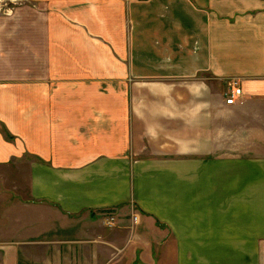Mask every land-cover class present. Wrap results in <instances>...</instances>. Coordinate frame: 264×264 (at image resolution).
Segmentation results:
<instances>
[{
  "label": "crops",
  "instance_id": "1",
  "mask_svg": "<svg viewBox=\"0 0 264 264\" xmlns=\"http://www.w3.org/2000/svg\"><path fill=\"white\" fill-rule=\"evenodd\" d=\"M29 1L0 13V193L27 190L0 264H114L122 242L133 263L264 264V0ZM86 5L125 28L123 60L84 62Z\"/></svg>",
  "mask_w": 264,
  "mask_h": 264
},
{
  "label": "rangeland",
  "instance_id": "2",
  "mask_svg": "<svg viewBox=\"0 0 264 264\" xmlns=\"http://www.w3.org/2000/svg\"><path fill=\"white\" fill-rule=\"evenodd\" d=\"M32 2H30L29 0H0V13H4V14H13L14 12L19 11V8H24V7H29L31 6H36V5H32L30 4ZM91 7H95V5H89V6H83L80 9V12L77 13V16H81L82 17V22L79 24H82V26H80L76 21L72 20V24L74 26H78L76 28H82L83 30L87 31L88 28L92 27V30L94 32L97 33L96 38L99 40L100 45L98 46V48L94 47V48H90L88 45V36H84V38L82 39V41L80 42L81 45H83V49H82V57L84 58V62L86 63H90V62H97L96 60H100V56L102 55V60L106 59L108 56H110L111 54L109 53L108 50L111 49V51L118 57V60H123L124 59V35H122V33L124 32L125 28L116 25V21H110V20H106V22H100L99 20H97V18L93 17L92 11L95 12V10L90 9ZM71 23V22H70ZM119 23V22H118ZM94 24V25H93ZM100 26V27H99ZM128 31L126 32V41L128 43ZM5 188L9 189L8 191H5L4 194L5 195H1L0 193V211L2 212V210L7 209L9 210V218L11 219V212H12V204L14 205L16 201H21L22 199H26L27 198V190L23 191L22 193H26L25 196H14L11 193L12 190V181H7L5 182ZM1 191V190H0ZM3 194V193H2ZM15 209V208H14ZM54 216H56V214H54ZM58 217V216H56ZM61 219H57L56 221L54 220V225L55 226H61ZM86 223H91L92 221L90 218H88V220H85ZM6 225V224H3ZM6 227V226H5ZM61 228H54L53 233L54 235L59 234V236H54L52 238H50V240L55 241H59L60 239H75L76 235L74 234H70L72 233V231H67V234H70L69 236L66 234H62V229ZM75 231V230H74ZM90 231V233L92 235H99L101 234V232L94 230V229H90L88 230ZM131 229H126L123 231V237L125 238L127 235L128 240L131 239L132 237V233H131ZM93 236L90 237L89 239V244L85 247V253L86 254H92L93 252H95V247H94V242L97 243V239H99L101 241L100 237H96V238H92ZM13 231L11 227L8 228H0V241L3 240H9V239H13ZM146 241L150 243V245H148L147 247V251L150 252V254H156V248L158 247L156 244V241L152 239L151 235H148L146 237ZM145 246V245H144ZM53 247V246H52ZM119 250H117V254H119L120 257L119 260L116 261V263L114 262V264H141V263H133L130 262V257L132 256V254L134 253H145V251H139L140 246L139 245H131V248L128 251H125L124 249V243H120L119 245ZM146 247V246H145ZM53 248H55L56 251H58L59 246H54ZM139 248V249H138ZM146 249V248H144ZM137 250V251H136ZM53 251V250H52ZM63 252H65V250H62ZM71 251V250H70ZM73 252V250H72ZM99 253H104L106 254V252L104 251H99ZM123 252V253H122ZM44 253V251H43ZM126 255L128 258H124L121 257L123 255ZM37 255H40V253H37ZM167 257H171L170 254L167 255ZM90 264H108L109 260H103V261H97V260H93V261H89ZM143 264H160V262L153 260V261H149L146 260V262H143ZM165 264H172L171 260H166Z\"/></svg>",
  "mask_w": 264,
  "mask_h": 264
},
{
  "label": "built area",
  "instance_id": "3",
  "mask_svg": "<svg viewBox=\"0 0 264 264\" xmlns=\"http://www.w3.org/2000/svg\"><path fill=\"white\" fill-rule=\"evenodd\" d=\"M1 12V10H0ZM242 97V88L239 86L236 80L229 81L227 83V91L225 94V102L227 105H235L239 99ZM134 222L138 221V216L133 217ZM108 228H113L115 226V219L109 218L105 221Z\"/></svg>",
  "mask_w": 264,
  "mask_h": 264
}]
</instances>
